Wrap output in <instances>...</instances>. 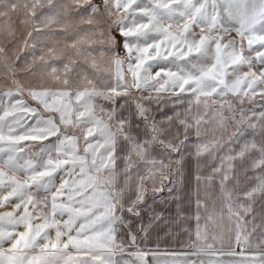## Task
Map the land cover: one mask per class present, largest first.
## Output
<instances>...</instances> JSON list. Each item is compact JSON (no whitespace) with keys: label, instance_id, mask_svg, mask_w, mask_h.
Masks as SVG:
<instances>
[{"label":"snow or ice","instance_id":"1","mask_svg":"<svg viewBox=\"0 0 264 264\" xmlns=\"http://www.w3.org/2000/svg\"><path fill=\"white\" fill-rule=\"evenodd\" d=\"M0 264H264V0H0Z\"/></svg>","mask_w":264,"mask_h":264}]
</instances>
